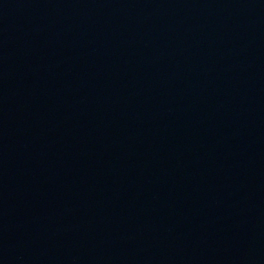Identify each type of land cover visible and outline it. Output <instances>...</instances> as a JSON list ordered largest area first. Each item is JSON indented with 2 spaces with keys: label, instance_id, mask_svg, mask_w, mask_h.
I'll list each match as a JSON object with an SVG mask.
<instances>
[{
  "label": "water",
  "instance_id": "95a60500",
  "mask_svg": "<svg viewBox=\"0 0 264 264\" xmlns=\"http://www.w3.org/2000/svg\"><path fill=\"white\" fill-rule=\"evenodd\" d=\"M0 264H264V0H0Z\"/></svg>",
  "mask_w": 264,
  "mask_h": 264
}]
</instances>
